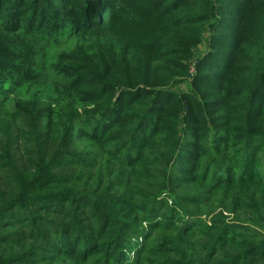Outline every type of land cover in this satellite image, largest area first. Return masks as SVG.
I'll use <instances>...</instances> for the list:
<instances>
[{
    "label": "rangeland",
    "instance_id": "rangeland-1",
    "mask_svg": "<svg viewBox=\"0 0 264 264\" xmlns=\"http://www.w3.org/2000/svg\"><path fill=\"white\" fill-rule=\"evenodd\" d=\"M55 1L87 14L62 15L55 29L42 6L0 2V153L12 141L21 160L10 169L0 154V185L19 190L10 177L33 163L32 174L54 183L39 194L57 200L35 225L25 218L33 214L28 206L10 211L6 233L16 238L0 251V264H264L263 110L249 137L230 139L235 126L218 115L220 104L204 109L217 101L215 85L201 91L194 67L157 111L109 112L120 93L98 111L90 104L97 97L75 86L87 80L78 60L106 41L91 19L102 12L97 24L118 25L122 7ZM207 33L196 59L217 42L215 28ZM29 125L69 147L58 163L31 146L23 134Z\"/></svg>",
    "mask_w": 264,
    "mask_h": 264
},
{
    "label": "trees",
    "instance_id": "trees-1",
    "mask_svg": "<svg viewBox=\"0 0 264 264\" xmlns=\"http://www.w3.org/2000/svg\"><path fill=\"white\" fill-rule=\"evenodd\" d=\"M101 1L96 0L98 8H110L108 0ZM0 2L7 3L10 9L14 0ZM19 2L23 8H26L25 5L34 9L42 6L41 12L51 17L49 23L55 29L62 25L57 23L62 15L72 18L76 14H87L84 7L80 9L75 5L62 9L55 0ZM87 2L82 0L80 5L84 6ZM113 2L122 7L124 20L118 25L113 21L106 25L97 24L101 22L98 19L103 16L102 12L98 19H91V28L97 30L98 36L106 41L104 46L98 48V53L91 50L78 60L86 67L77 73L85 74L87 80L82 83L77 78L75 86L83 93L97 97L95 101L90 100V104L103 107L102 110L98 109L102 112L120 93L109 112L115 109L126 115H139L131 112L137 110L147 114L157 111L161 101L171 95V87H177L182 80H189L191 70L196 67L193 81L201 91H208L215 85L213 94H216L217 101L204 102L205 111L209 113L213 103L220 104L218 115L235 126L230 127V139L236 134L250 136L259 124L256 123L259 119L253 118L254 114L263 110L261 118L264 120V0ZM74 3L69 2L68 5ZM52 14H56L57 18ZM209 27L216 29L217 42L196 59L195 55L202 49ZM90 52L94 56H88ZM78 68L77 65L76 70ZM240 125L242 127H237ZM24 128L26 131L23 134L32 139L31 146L40 148L41 157L51 159L54 164L65 153L62 147L69 148L58 137L43 134L40 127L29 125ZM12 144L15 143L10 141L0 154L7 159V168L16 169L21 160L16 159ZM31 166L33 163L21 164V167H25L21 176L10 177L12 182L19 181V190L3 189L4 185H0V228L5 232L0 236V251L8 247L5 245L10 244L8 240L16 238L14 234L6 233L11 230L6 220L11 210L28 206L33 213L25 216L29 225L37 224L36 221L42 220L43 216H51L50 212L54 210L57 200H50L48 193L39 194L43 186L47 188L43 190H49L54 183L49 181L43 184L38 174L31 173ZM70 205L78 214L74 203Z\"/></svg>",
    "mask_w": 264,
    "mask_h": 264
}]
</instances>
